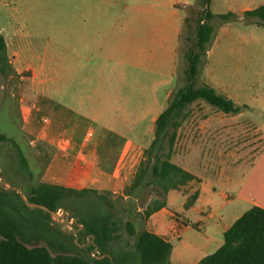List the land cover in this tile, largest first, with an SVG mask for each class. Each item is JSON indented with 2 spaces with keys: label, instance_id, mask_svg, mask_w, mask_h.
<instances>
[{
  "label": "rangeland",
  "instance_id": "obj_1",
  "mask_svg": "<svg viewBox=\"0 0 264 264\" xmlns=\"http://www.w3.org/2000/svg\"><path fill=\"white\" fill-rule=\"evenodd\" d=\"M195 1L0 0V29L3 34H12V43L21 54V65L38 72L36 80L40 84L35 86L36 90L75 109L120 107L129 111L131 118L137 111L143 138L149 139L153 137L149 113L141 115V111L143 114L145 110L152 113L154 109H164L169 101L167 94L185 84L184 53L195 40L194 8L186 5H194ZM262 4L264 0L210 1L207 11L212 17L208 22L213 32L195 80L196 87L211 83L214 89L235 99L243 119L256 124H264V20L245 17L243 8L254 9ZM226 14L232 15L223 18ZM98 28L103 29L104 35L101 46L95 49L93 42ZM138 43L145 45L146 50L152 47L154 54L146 58L144 55L137 65L134 54ZM21 75L26 79L28 73ZM19 77L10 66L5 74L0 73V133L15 142H0V176L20 187L27 197L30 189L41 182L45 156L44 150L37 152L21 131L19 99H27V95L20 89L25 81ZM27 85H31L29 80ZM97 137L96 129L92 139ZM136 138V131L130 130H124L119 136L121 141ZM21 158L25 159L26 168L19 164ZM153 188H142L135 204L148 201ZM0 189L10 188L0 185ZM13 191L16 193H11L9 198L19 205V192ZM103 199L92 195L70 198L55 212L63 217L62 213L68 211L69 220H76L75 216L98 220L106 213ZM180 201L178 197L168 207L183 215ZM132 206L129 203L130 211ZM28 208L22 209L23 216L29 222L36 220L39 227L35 232L27 221L23 226L25 236L31 240L29 246L46 244L42 238L31 235L42 231L58 240L67 238L75 242V235L81 229L76 223L57 222L52 217L46 218L35 207ZM107 208L113 212L112 218L119 221L120 237L112 241L113 254L117 256V252L133 244V237L125 230L126 216H138L134 211L128 214L123 209ZM85 238H81L82 247L76 240L77 250L93 256L97 250L85 249L90 242ZM51 253L55 254L53 250Z\"/></svg>",
  "mask_w": 264,
  "mask_h": 264
},
{
  "label": "crops",
  "instance_id": "obj_2",
  "mask_svg": "<svg viewBox=\"0 0 264 264\" xmlns=\"http://www.w3.org/2000/svg\"><path fill=\"white\" fill-rule=\"evenodd\" d=\"M186 6L193 7V3ZM247 10L251 9L243 8V13ZM182 29L183 25L178 33L179 42ZM95 33L93 45L97 49L104 32L98 28ZM0 34L6 43L11 69L26 84L20 88L27 95V99H19L21 131L37 152L44 150L40 181L73 190L86 189L90 191L87 195L104 198L106 213L102 218L110 213L107 208L110 205L115 210L134 211L136 216H141L150 199L143 205L135 204L136 196L129 195L127 189L154 138L155 120L167 106L152 113L141 111V115L149 113V130L153 133V137L144 139L137 111L131 118L129 111L120 107L75 109L36 90L35 86L40 84L36 80L38 72L21 65V54L12 43V34H3L1 29ZM144 46L138 43L134 54L137 65L144 55V58L153 57L152 47L146 50ZM24 72L28 73L26 79L21 75ZM216 91L229 97L223 91ZM242 116V109L225 113L201 99L183 111L171 161L195 179L179 189L169 190L165 194V206L140 221L143 228L171 244V264H197L223 243L224 232L244 211L253 206L264 209V124ZM96 129L98 137L93 140ZM124 130L136 131L137 138L121 141L119 136ZM195 192L196 199L185 207L187 197ZM178 197L183 215L168 207ZM131 217L126 216L124 226ZM110 221L117 225L119 222L112 217ZM85 241H90L89 235ZM80 243L82 247V240Z\"/></svg>",
  "mask_w": 264,
  "mask_h": 264
},
{
  "label": "trees",
  "instance_id": "obj_3",
  "mask_svg": "<svg viewBox=\"0 0 264 264\" xmlns=\"http://www.w3.org/2000/svg\"><path fill=\"white\" fill-rule=\"evenodd\" d=\"M210 1L196 0L193 5L195 40L192 47L184 53L185 84L173 90L167 107L156 118L154 138L145 150V159L139 164L133 181L127 189L129 195L137 196L142 188L154 187L141 216H132L131 221L125 223L126 233L129 237H133L132 246L117 252V256L113 254L112 241L120 236L117 233V223L110 221L113 216L112 211L98 220H92L87 216L82 218L75 216L76 224L81 226L75 235L78 239L77 243L81 242L82 237L89 235L90 242L85 249L91 251L96 246L97 253L93 256L78 251L75 242L67 238L58 240L54 236L43 234L46 233L43 231L42 234L31 235L42 238L46 244L29 246L31 240L23 231L27 220L22 213V209L29 208L23 203L19 194H17L19 205L11 202L9 195L16 193L13 190L0 189V264H110L108 257H98L106 253L110 255L112 264H133L137 261L140 264H171L169 261L171 244L143 228L140 221L165 206V194L169 190L179 189L188 181L195 179V176L171 161L176 129L183 111L198 99L225 113L237 112L241 109L232 99L214 88L207 85L195 86L198 67L213 32V26L208 22L212 17L207 11ZM231 15L226 14L222 17L229 18ZM244 16L264 20V4L245 11ZM9 66L6 43L3 35L0 34V73L5 74ZM1 141L15 143L2 133H0ZM19 161L22 167H27L24 158ZM89 192L86 189L73 190L60 185L37 182L26 198L30 202L57 211L70 198L85 197ZM196 197V192L188 196L184 206L191 205ZM36 210L51 219L49 212L39 208ZM27 223L32 224L33 231H39L36 220ZM52 250L55 252L54 255L51 253ZM197 264H264V209L253 206L244 211L224 232L223 243L215 251L202 257Z\"/></svg>",
  "mask_w": 264,
  "mask_h": 264
},
{
  "label": "water",
  "instance_id": "obj_4",
  "mask_svg": "<svg viewBox=\"0 0 264 264\" xmlns=\"http://www.w3.org/2000/svg\"><path fill=\"white\" fill-rule=\"evenodd\" d=\"M0 185H6L8 188L12 189V190H16L19 192V195H20V198L21 200L23 201V203L28 206V207H35V208H39V209H42V210H45L47 212H49L50 216L52 218H54L57 222H66L67 224H72V223H76V220L72 219V220H69V213L68 211H65L64 212V216L63 217H60L56 214L55 211L49 209L48 207L42 205V204H37V203H34V202H30L22 193L21 191V188L20 187H17V186H13L11 183L5 181L2 179V177L0 176ZM77 226H80L79 224H76ZM81 227V226H80ZM76 240H77V237L75 236V243H76ZM94 249H96V246L94 247ZM99 258H103V257H108L110 259V264H112V260H111V257L108 253L106 254H103V255H100L98 256Z\"/></svg>",
  "mask_w": 264,
  "mask_h": 264
},
{
  "label": "built area",
  "instance_id": "obj_5",
  "mask_svg": "<svg viewBox=\"0 0 264 264\" xmlns=\"http://www.w3.org/2000/svg\"><path fill=\"white\" fill-rule=\"evenodd\" d=\"M62 216H64V214L62 213Z\"/></svg>",
  "mask_w": 264,
  "mask_h": 264
}]
</instances>
